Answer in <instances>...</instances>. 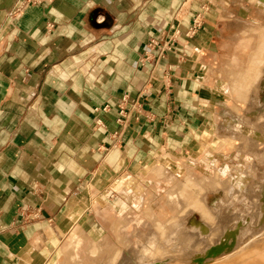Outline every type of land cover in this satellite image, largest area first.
<instances>
[{
    "label": "crops",
    "instance_id": "crops-1",
    "mask_svg": "<svg viewBox=\"0 0 264 264\" xmlns=\"http://www.w3.org/2000/svg\"><path fill=\"white\" fill-rule=\"evenodd\" d=\"M214 1L0 0V264L93 226L95 194L123 210L161 195L158 167L231 170L232 23H264V0L241 1L243 22Z\"/></svg>",
    "mask_w": 264,
    "mask_h": 264
},
{
    "label": "rangeland",
    "instance_id": "rangeland-1",
    "mask_svg": "<svg viewBox=\"0 0 264 264\" xmlns=\"http://www.w3.org/2000/svg\"><path fill=\"white\" fill-rule=\"evenodd\" d=\"M210 1L213 5H216L214 0H210ZM224 1L227 2V0H224ZM241 1L242 0H233L232 1V19L234 21L236 20L238 22L244 21V19H243L244 18V16H243L244 12H242V14H240V11H243L242 8H244L243 7L244 5L241 4ZM234 33L236 34V38L232 37V70L233 71H239V70H244V69H246V67L249 66V63L252 61L251 56H254L255 52H257L259 50V43H261V40L264 39V23H258V24L257 23H232V34H234ZM257 45H258V47H257ZM261 56L258 55V57H260V58H261ZM260 58H258V60ZM256 67H257V65H256ZM252 68L253 69H251L250 75H249L250 80H248V81L253 82V79H254L253 73H254V71H256L255 70L256 68L253 66H252ZM251 75H252V77H251ZM232 78H233L232 76H228V79H229L228 85H229V87L232 88V94H230V93L226 94V98L229 99L228 100V108L222 109V110L224 111L225 115H232V130H233V132L232 131L231 132L232 133L239 132L240 134H246L247 129H249V128L252 129L253 131L255 130V129H253V128H255V126H254L255 122L256 121L258 122V119L260 120V115L264 113V76L262 77L261 82L259 83V91L257 93V100L259 101L257 103L258 105H255V107H253L254 110L252 109V111H250V112H247L248 108L246 106L249 105L248 102L251 103L250 98L253 95L251 91H252V89H254V87L250 84L251 82H248V81H247V83L242 82V83H237L236 85H234L235 83L232 82ZM251 86L253 88H251ZM248 118L251 119L252 122H247ZM242 119L243 120L245 119L247 121L242 122L243 121ZM260 121L262 122V124ZM260 121H259V123L261 125H259L258 127L264 131V119L261 118ZM253 123H254V125H253ZM231 132L230 133L226 132V135L223 134L221 136L220 147H219L220 149H218V150H220L222 153L223 152L228 153L231 151L233 160H234V156H235V152H236V162L232 164V167L230 168L231 170L229 172L222 173L219 170H215L219 174H217V175L215 174L216 176L214 175L215 176L214 178L216 180V178L218 179V176H219L220 179H218V180L219 181L223 180L221 182H229V179H227V178H230L231 179L230 182L233 180L232 182L234 183L236 181V179L239 178L240 173H243V171L245 170V167H246V164H245L246 160L245 159H247L248 155L246 153L239 152L238 149H236V148H238L237 145L240 144V141H239L240 139L237 137V135H234ZM224 136H227V137H224ZM261 140L264 143V140L260 139V138L258 139L257 142H261ZM228 141H231L232 145H229V143H227ZM260 150L263 152L264 148H261V149L259 148L257 151L261 153ZM260 153H259V155L264 154V153H261V154ZM263 156H262V158H263ZM261 163L262 162L258 163L255 160L252 163L253 168L256 169L257 177H255V178H252L251 176L240 177V180L245 184L246 195L244 197H242L244 195V191H242L239 188H232V186H231V188H230L231 190H230V189H228L230 186L229 187L227 186L228 190H226V188H225L226 185H225V187H221V186L219 187L218 186L219 187L218 191L213 193L212 192L213 190H212V191H210L211 193H207V205L211 206L212 204L219 202L221 199L226 198L227 201L231 202L232 205L229 204L230 206L228 207V209L225 210L226 212H224L223 215L226 218H230V216L232 215L233 209L240 207V205H242L246 201V199H248V195H249L248 193L250 192V190L254 191L256 194H259L261 191H263V187H262V185H260V180H259L261 174L264 172V165H263L264 163H262V164ZM224 167L228 168L227 166H224ZM161 171H162V169L160 167H158L157 168L158 176H162V177H166V178H169V176H170V179L173 180L174 182L172 181L173 182L172 183L170 180L168 181V179L165 178V184H166V188L164 189L165 192L162 193L161 195H158L157 197L155 196V198H152L153 194L151 193L149 198H145V200L143 202H141L142 200L138 201L135 204L136 208L135 207L134 208L133 207L132 208L127 207L126 210H123L124 209L123 207L117 205L112 200H109V199L104 200L103 196L100 198L103 201L102 203L100 201L95 200L94 204H93V199L97 198V196H98V194H95L93 199H92V202H91V208H92L93 213H94L95 218H96L93 226H86L85 227V226H82L80 223L79 224L78 223L72 224V226L61 237L55 251L53 253H51L50 255H47V257L44 259V261L41 264H122V262H124L126 257L129 256V249H131L132 247H136V246L141 247V244L139 243L140 240L141 239L145 240V238L147 239V237L151 234V232H155L156 228L154 230V228L152 227L155 222L158 223L160 221L161 224H167V221L170 218V220H173V221L175 220V221H177V223H181L182 221L183 222L185 221L186 228H188L190 226V223L192 221H194L196 223H202L203 221L197 213L196 206L193 203H191V204L189 203L190 202L189 200H191L193 198H195V200H197V201L200 199V194H199L200 190L197 189V190H199V192H198L196 190V187H195L194 188L195 191H194L193 189H191L193 187L189 186V184H187V188L191 187V188H189L191 191L186 190L187 188H185V187H184L185 189H183L182 186L181 187H178V186H180V184L183 185V183L188 182V181L190 184L191 183L195 184V186L199 185V183H201V184L203 183L202 186L205 190V191L203 190L205 193L208 190L213 189V187L211 185L212 182L209 183L211 185L210 186L208 184L209 180L207 181V179H205L203 177V175L201 177H196L193 175V172L190 170L188 171L187 177L184 179H183V177H180V178L174 177L170 174L169 175L166 174L167 172L165 173V171H163V172H161ZM215 171H214V173H215ZM207 174H209V173H207ZM212 177H213V175H212ZM210 181H211V179H210ZM168 183H170L171 185ZM219 183L220 182H218V184ZM213 184H215V182ZM221 184H223V183H221ZM227 185H228V183H227ZM184 186H186V185H184ZM199 186H201V185H199ZM215 186H216V184H215ZM222 186H224V185H222ZM168 188H169V190H168ZM172 188L175 191H177V193L179 192V194L182 192L181 188L183 190H186L185 194L181 195L185 199V202H183L184 204L182 203V205H177V206L174 205V207H172L173 204L171 203V201L175 198V197L173 198V196H172L173 194L170 195L172 193L171 191L173 190ZM221 188H223V189H221ZM214 189L217 190L216 187H214ZM166 191L167 192L170 191V194L166 193ZM228 191L229 192L231 191L229 193L230 195L225 193ZM263 193H264V191H263ZM198 194H199V196H198ZM169 195L173 198L172 200H170L171 197ZM192 195L195 197H193ZM165 196H167V198L169 197V200H167V198ZM177 196H179V195H177ZM179 198H180V196H179ZM150 199H152V200H156V199L158 200L159 199L161 202H163V204H159V207H163V206L164 207L163 208L157 207L156 209H154V205H151L152 202H150ZM159 200H158V202H159ZM235 200H239L238 203H232V201H235ZM167 201H169L171 203V205H169V203H168L170 209L167 208L168 207V205L166 203ZM186 202H188L189 205H188V203L186 204ZM261 202L264 203L263 198L261 199ZM153 203H154V201H153ZM156 204L157 203L155 202V205ZM156 206H158V205H156ZM157 214H159V215H157ZM171 216H174V217L172 218ZM128 218H130V219H128ZM217 222L220 223L219 220H217ZM126 225H127V227H126ZM157 226H159V225H157ZM154 227H155V225H154ZM122 229H124L125 231H122ZM157 231H159V228L157 229ZM142 240H141V242H143ZM93 241H95V242H93ZM89 246H90V248H89ZM127 246L129 249L127 248ZM159 246L160 245L158 244V245H151V246L143 247L141 249L142 258L139 259V261L142 263H145V264H147V263L155 264L154 262H159L160 260H158L156 258V255H157L156 250L158 249L157 247H159ZM162 246H166V245L163 244ZM95 247L97 249H95ZM259 248H262V250H264V248L261 246ZM251 249H253V248H251ZM255 249H256V251H255ZM117 251H118V254H117ZM258 252L261 253V251L258 249V247H255L254 252L253 251H250V252L247 251V252H243V254L240 253L242 258L240 257V255L239 256L233 255L234 258H231V257H233V256H231L228 260L227 259H225V260L220 259L221 261L218 260L219 262L217 260H215V261H217L216 264L217 263H219V264H232V263L233 264H239V260H240V264L241 263L243 264L242 260L245 258L244 262L246 264L247 262L251 261L252 259H255L257 255H260ZM166 254H167V252H166ZM166 254H164V255L166 256ZM252 254H257V255H252ZM262 254H263V251H262ZM248 255L249 256L252 255L250 259H249ZM252 257H254V258H252ZM258 258H259V256H258ZM229 260H230V262H229ZM130 261L132 263L136 262V264H137V261H135V260L132 261V259H130ZM171 261H172V263H171ZM181 261L183 264H189L190 262H192L193 264L194 263L195 264H207V263L211 264L213 262V261L195 262L191 257H189V258L184 257L183 259H181ZM181 261L177 260V256H176V260L175 259L168 260V262L170 264H178V262H179V264H181ZM236 261H237V263H236ZM168 262L166 261L164 264H166V263L169 264ZM192 263H190V264H192ZM212 264H215V263H212Z\"/></svg>",
    "mask_w": 264,
    "mask_h": 264
},
{
    "label": "bare ground",
    "instance_id": "bare-ground-1",
    "mask_svg": "<svg viewBox=\"0 0 264 264\" xmlns=\"http://www.w3.org/2000/svg\"><path fill=\"white\" fill-rule=\"evenodd\" d=\"M257 47H258V45H257ZM258 55H260V56L262 55L261 56L262 59L260 57H258ZM251 57H252V61L249 63V66L246 67V69L239 70L236 72L232 71V77H233L232 82H234L235 83L234 85H236L237 83H242V82L247 83V81L250 80L249 75H250L251 69H253L252 66L256 68L255 69L256 71H254V73H253V76H254L253 82L248 81V82H251L250 84L254 87V89H252V91H251L253 94L252 97L250 98L251 103L248 102L249 105L246 104L247 105L246 107L248 108L247 112L252 111L253 107H255V105H258L257 103L259 102L257 100V93L259 91V83L261 82V79L264 76V39L261 40V43H259V50L257 52H255L254 56H251ZM258 58H260V59L258 60ZM256 65H257V67H256ZM251 77H252V75H251ZM252 86H251V88H253ZM261 118L264 119V113L260 115V120H261ZM247 120L244 119L242 122H244V121L252 122V120L249 118ZM260 120L258 119V122L256 121L255 125L253 123V125L255 126V128H253V129H255L254 131L249 128V129H247L246 134H240L239 132L232 133L233 130L231 132L232 134L237 135V137L240 139L239 140L240 144L237 145L238 148H236V149H238L239 152H243V153H246L248 155L247 159H245L246 160L245 170L243 171V173H240L239 178H237L234 183L232 182L233 180L230 182V180H231L230 178H227V179H229V182H221L223 180L219 181L218 180V179H220L219 176H218V179L216 178V180H217L216 181L214 177L219 173L217 171H215V173H213L212 178L203 174V177L205 179H207V181L209 180L208 184L210 182H212L211 185L213 187V189L208 190L205 193H204L205 190L202 186L203 183L201 184L198 182L199 185H201V186H199V185L195 186V184L191 183L192 184L191 185L188 181V182H185L186 184L183 183V185L180 184V186H178V187L182 186L183 189H185V188H187V184H189V186L193 187V188H191V187H189V188L193 189L194 191H195V189H194L195 187H196V190L197 189L200 190V193H199L200 199L198 198L199 199L198 201L195 200V198H193V197H195V196H193L194 195L193 194L192 195L193 199L189 200L190 201L189 203L190 204L193 203L196 206L197 213L201 217L203 222L202 223H196V222L192 221L188 228H186L185 221L184 222L182 221L181 223H177V221L170 220V218L167 221V224H161L160 221L158 222L159 224L155 222L154 223L155 227H154V225L152 226L154 228V230L156 228L155 232H151V234L147 237V239L146 238H145V240L141 239L143 242H141V240H140L139 243L141 244V247L136 246V247H132L131 249H129L127 246V248L129 249V256L126 257V259L124 260V262H122V264H136V262L132 263L130 261V259H132V261L133 260L137 261V264H145V263H142L139 261V259L142 258L141 249L143 247H147V246H151V245H158V244L160 246L157 247L158 249L156 250L157 251L156 258L160 261L154 262L155 264H164L166 261L168 262V260H171V259L176 260V256H177L178 261L179 260L181 261V259H183L184 257L185 258L191 257L195 262L213 261L212 263L216 264V262L220 259L221 260H225V259L228 260L233 255L239 256L240 253L243 254V252H247V251H249V252L253 251L254 252L255 247H258V249L261 251V253L258 252L260 255L252 254V255H257L256 258L252 259L251 261L247 262L246 264H264V250H262V248H259L260 246L264 248V203L261 202V199L262 198L264 199V193H263V191H264V172L261 174V176L259 178L260 185H262V187H263V191H261L259 194H256L254 191L250 190V192L248 193L249 194L248 199H246V201L242 205H240V207L233 209L234 213L232 212V215L230 216V218H226L223 215V213L226 212L225 210L228 209V207L230 206L229 204H231V202H228L226 198L221 199L219 202H216V203L212 204L211 206L207 205V193H211L210 191H212V190H213L212 191L213 193L218 191V188L220 186L225 187V185H226V187H225L226 190L230 189L231 186H232V188H239L242 191H244V195L242 197H244L246 195L245 184L240 180V177H243V176H251L252 178L257 177L256 169L253 168L252 163L254 160L258 163H260V162L264 163V156H263L264 154L259 155L260 152L257 151L259 148L260 149L264 148V143L262 142V140H261V142H257L259 138L264 140V131L258 127L259 125L262 124V122ZM259 121L261 122V124L259 123ZM228 133H230V132H228ZM223 134L226 135V131ZM224 137H227V136H224ZM261 153H264V151L263 152L261 151ZM262 156H263V158H262ZM166 174H168V173H166ZM166 179H168V181L170 180L171 182L173 181L170 179V176H169V178H166ZM210 179H211V181H210ZM214 182H215L216 186H215V184H213ZM218 182H220V183L218 184ZM170 183H168V184H170ZM221 183H223V184H221ZM227 183H228V185H227ZM184 185H186V186H184ZM222 185H224V186H222ZM227 186L228 187L230 186V187L228 188ZM214 187H216L217 190H215ZM189 188H187L186 190H190ZM183 189L181 188L182 192L180 194H179V192L177 193V191H175L174 189L173 190L176 193L173 190L172 191L170 190L172 192L171 194H170V191H168V192L166 191V193H168L170 195L173 194L172 195L173 198L177 197L176 199L175 198L173 199L169 195L171 197L170 200L173 199L172 200L173 202L171 201V203L173 204L172 207H174V205H176V206L182 205V203L185 202V199L181 196V195H184L186 192V190H183ZM221 189H223V188H221ZM168 190H169V188H168ZM199 190H197V191L199 192ZM230 192L228 191L225 193L230 195L229 194ZM176 194L179 195L180 198ZM199 194H198V196H199ZM165 197L167 198V196H165ZM167 200H169V197L167 198ZM238 201L239 200H235V201H232V203H238ZM166 203H167V205H168V203H169V205H171V203L169 201H167ZM187 203L188 202H186V204ZM189 203H188V205H189ZM169 205L167 208H169ZM171 217L173 218L174 216H171ZM217 220H219L220 223H218ZM156 224L159 226H157ZM127 225H126V227H127ZM157 227L159 228V231H157V229H158ZM122 231H125V230L122 229ZM93 242H95V241H93ZM163 244H165L166 246H162ZM89 248H90V246H89ZM251 248H253V249H251ZM95 249H97V248L95 247ZM255 251H256V249H255ZM262 251H263V254H262ZM166 252H167V254H166ZM117 254H118V251H117ZM164 254H166V256ZM234 256L231 258H234ZM251 256H249V259L251 258ZM258 256H259V258H258ZM240 257L242 258L241 255H240ZM254 257H252V258H254ZM244 259L243 260L241 259L243 261V264H245ZM215 260H217V261H215ZM229 262H230V260H229ZM171 263H172V261H171ZM190 263H192V262H190ZM236 263H237V261H236ZM147 264H151V263H147ZM178 264H179V262H178ZM181 264H183L182 261H181ZM217 264H219V263H217ZM239 264H240V260H239Z\"/></svg>",
    "mask_w": 264,
    "mask_h": 264
},
{
    "label": "built area",
    "instance_id": "built-area-1",
    "mask_svg": "<svg viewBox=\"0 0 264 264\" xmlns=\"http://www.w3.org/2000/svg\"><path fill=\"white\" fill-rule=\"evenodd\" d=\"M124 100V99H123ZM124 113L126 114L124 116ZM130 110L128 109H123L119 107V120L118 121H126L127 120V116H129ZM22 218L25 219V212L22 213ZM26 219H32V215L31 214H27L26 215Z\"/></svg>",
    "mask_w": 264,
    "mask_h": 264
}]
</instances>
